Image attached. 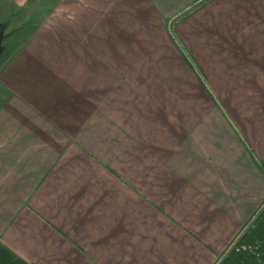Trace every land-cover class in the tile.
I'll use <instances>...</instances> for the list:
<instances>
[{"label": "crops", "instance_id": "0c3cea01", "mask_svg": "<svg viewBox=\"0 0 264 264\" xmlns=\"http://www.w3.org/2000/svg\"><path fill=\"white\" fill-rule=\"evenodd\" d=\"M21 16L0 264H264V0H0Z\"/></svg>", "mask_w": 264, "mask_h": 264}, {"label": "rangeland", "instance_id": "374dc122", "mask_svg": "<svg viewBox=\"0 0 264 264\" xmlns=\"http://www.w3.org/2000/svg\"><path fill=\"white\" fill-rule=\"evenodd\" d=\"M33 19H36V20L39 19L40 20V18H33ZM0 25H1V31H2V33H1V36H2L1 47L3 49L0 58H2L4 56L5 57L7 56L6 53H8L9 44H11L12 42H14V44L20 43L21 41L24 40V38H21L23 33L20 34V31H19V30L23 29L25 26L24 17L23 16L18 17V25H15L13 23H11L10 25H9V23L0 24ZM12 28H17L16 30H18V32H16L15 30L11 31Z\"/></svg>", "mask_w": 264, "mask_h": 264}, {"label": "water", "instance_id": "95a60500", "mask_svg": "<svg viewBox=\"0 0 264 264\" xmlns=\"http://www.w3.org/2000/svg\"><path fill=\"white\" fill-rule=\"evenodd\" d=\"M2 54L1 40H0V56Z\"/></svg>", "mask_w": 264, "mask_h": 264}, {"label": "trees", "instance_id": "16d2710c", "mask_svg": "<svg viewBox=\"0 0 264 264\" xmlns=\"http://www.w3.org/2000/svg\"><path fill=\"white\" fill-rule=\"evenodd\" d=\"M1 33H2V31H1V25H0V40L2 38ZM2 51H3V49H2Z\"/></svg>", "mask_w": 264, "mask_h": 264}]
</instances>
